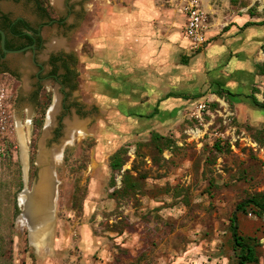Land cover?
<instances>
[{"label":"rangeland","instance_id":"rangeland-1","mask_svg":"<svg viewBox=\"0 0 264 264\" xmlns=\"http://www.w3.org/2000/svg\"><path fill=\"white\" fill-rule=\"evenodd\" d=\"M90 1L93 0H60V14L68 17V25H54L38 53L43 62L51 51L73 52L78 59L76 88H62L49 80L39 83L30 52L8 55L12 72L0 70V264H109L112 232L120 230L122 216L133 215L135 210L141 218L140 226L144 225L143 230L149 226L151 232L150 241L144 237V243L153 248L151 264L235 262L236 254L231 248H225V258L220 253L219 230L228 224L238 203L253 196L264 199V121H246L242 116L245 105L239 106L225 92L222 95L210 89L206 64L204 73L194 71L186 91L189 105L172 128L165 127L173 141L172 150L168 146L160 152L147 131L118 114L125 99L123 90L120 84L111 88L106 81L103 61L100 60L102 65L91 67L98 52L91 34L95 18L103 15L104 2L97 0L90 11ZM186 1L171 2L181 13ZM199 2L211 31L218 32L244 13L256 22L264 20V0ZM209 3L216 11L207 7ZM0 12L31 18L35 25L42 19L27 0H0ZM51 13L56 15L55 10ZM56 41L60 42L59 48L53 46ZM206 45L199 50L190 46L187 61L197 67L196 56ZM263 45L258 46L254 55L258 81L252 90L261 101L264 74L258 64H264ZM58 93L56 124L46 137L47 112ZM49 98L43 122L38 124ZM202 102H207L208 107L199 117L196 110ZM20 119L30 137L28 172L17 129ZM68 120L82 122L85 135L79 137L75 132L74 140L66 144L61 161L55 165V230L50 243L39 251L29 231L18 227L19 194L27 182L33 184L38 177L41 145L44 142L43 147L50 150L61 144ZM197 131L201 134L196 135ZM121 148L127 149V162L121 173L115 174L113 186L111 157ZM126 168L137 172L131 174L138 185L132 194L121 197L114 194V189L122 186ZM237 216L240 231L258 238L257 264H264V212L248 208L237 211ZM148 231L144 236H148ZM190 245L196 253L191 259H184ZM122 255H118L116 264H121Z\"/></svg>","mask_w":264,"mask_h":264},{"label":"crops","instance_id":"crops-1","mask_svg":"<svg viewBox=\"0 0 264 264\" xmlns=\"http://www.w3.org/2000/svg\"><path fill=\"white\" fill-rule=\"evenodd\" d=\"M27 1L38 7L35 0ZM171 1L103 0L104 4H101L103 15L95 18V28L91 34L98 52L90 64L91 67H97L103 61L106 81L111 88L119 87L120 84L125 99L118 114L123 115L130 124L137 122L140 129L147 131L151 137L153 133L168 137L165 127L172 128L186 105H189L190 99L187 98L186 91L192 84L194 71L196 74L204 73V66L207 64L208 87L215 92H230L227 94L239 106L245 105L242 116L246 121L250 119L263 122L264 109L252 103L251 95L258 81L254 55L258 46L264 43V24L245 26L246 23L256 20L249 13H244L236 19L233 18L218 32L211 31L208 27L207 45L196 56L198 59L195 67L191 61H187L191 55V45L183 29L186 15L183 10L179 13ZM49 2L56 12L51 17L64 18L60 14V0L56 4L54 0ZM95 5L97 0L89 2L90 11ZM207 7L216 11L210 3ZM3 14L11 16L9 13L0 12V15ZM21 17L32 22L31 18ZM53 26L47 25L43 28L45 37L51 33ZM170 147L168 150H172V145ZM129 173L137 172L131 169ZM138 213L135 210L133 215L122 216L120 230L116 228L112 232L113 246L111 250L108 249L109 264H116L121 252V264H151L153 248L144 243V237L150 241L148 237L151 232L147 229L149 226L145 227L146 230H143L144 225L140 226L141 218ZM232 216L228 224L219 230L222 232L219 235L221 240L218 244H222L219 245V250L224 258L228 251L225 248L233 250L230 228ZM145 231H148V236H144ZM192 247L190 245L186 248L184 259H191L196 253V249ZM221 264H238V259L236 257L235 262Z\"/></svg>","mask_w":264,"mask_h":264},{"label":"bare ground","instance_id":"bare-ground-1","mask_svg":"<svg viewBox=\"0 0 264 264\" xmlns=\"http://www.w3.org/2000/svg\"><path fill=\"white\" fill-rule=\"evenodd\" d=\"M60 109V94L55 97L54 104L48 110L46 133L49 137L50 130L56 124V115ZM19 120L17 125L19 139L21 142L22 158L26 172L29 171L30 164V137L25 131L24 124ZM66 135L61 141V144L56 145L52 149H47L41 145L38 156L39 174L36 181L30 184L26 183L25 187L19 194L21 212L17 218L18 227L24 230H29L31 241L36 245L39 251H42L50 243L54 235L56 207H57V185L58 180L55 175V165L61 161L63 149L66 144L71 143L75 138V132L78 136L85 135L83 123L79 120L67 121ZM30 125V124H29ZM200 135V131L195 132ZM50 250V249H49Z\"/></svg>","mask_w":264,"mask_h":264},{"label":"flooded vegetation","instance_id":"flooded-vegetation-1","mask_svg":"<svg viewBox=\"0 0 264 264\" xmlns=\"http://www.w3.org/2000/svg\"><path fill=\"white\" fill-rule=\"evenodd\" d=\"M36 8L38 15L42 18V21L39 22L38 25L32 24L31 21L24 19L21 16H9L8 22L5 21L2 15H0V30L5 33V47L11 50L25 48L18 53H8L3 51L2 34L0 33V70H2L3 73L12 72L10 65L7 63L8 55H20L30 52V61L38 69L34 72V75L39 83L49 80L51 84L59 83V85H62V88L73 90L72 86L76 85L75 88L77 87L79 76L77 68L78 59L76 55L73 52L67 51H51L46 60L41 62L38 54L45 46L46 37L43 34V28L47 25L51 27L55 24L59 27L60 25L67 26V16L64 18H53L46 15L44 11L40 10L38 7ZM71 11L72 10H70V12ZM58 45H60V42L58 41L53 44V46H57L56 48H59ZM65 65H69L73 72H68ZM18 76L19 75H15L16 78Z\"/></svg>","mask_w":264,"mask_h":264},{"label":"trees","instance_id":"trees-1","mask_svg":"<svg viewBox=\"0 0 264 264\" xmlns=\"http://www.w3.org/2000/svg\"><path fill=\"white\" fill-rule=\"evenodd\" d=\"M35 1L40 10H43L46 15H49L50 17L52 16L51 11L53 10V8L49 6V3L47 2V0H35ZM2 17H4L5 21L9 22V16L7 14H3ZM256 23L264 24V20L260 22H248L245 24V26L256 24ZM263 48H264V45H263ZM65 68L68 72H73L71 68L69 67V65H65ZM258 68H259V71L262 74H264V64L259 63ZM75 86L76 85L72 86L73 89L75 88ZM224 92L226 91L219 90L216 93L223 95ZM227 93H230V92H227ZM251 98H252V103L255 106L264 109V101H260L255 96L254 93L251 95ZM49 103H50V98L48 99V103L42 109V114L40 118L38 119V124H41L43 122L46 108L49 105ZM152 142L158 147V150L160 152H163L164 149L168 148V146H171V144H173V141L170 140V138L161 136L158 133H153ZM216 145L218 149L221 148L219 143H216ZM126 153H127V149L121 148L117 152H115L113 156L111 157L110 166L114 174L112 177L113 186H116L115 174L117 172L121 173L123 166L127 162V157L125 158ZM33 160L34 159L32 158L31 161L33 162ZM137 185H138L137 181L132 178V175L129 173V170H125L123 174V178H122V186L118 188L116 187L114 189V194L119 195L121 197L129 196L134 191H136ZM248 208H251L256 213H263L264 212V199H258L255 196L250 197L244 200L243 202L239 203L237 205L236 211H245ZM230 228H231V233H232V247H233V250L236 252L238 264H257L259 262V256L257 253V247L259 246V240L256 236L243 235L240 232L237 212L234 213V215L231 218Z\"/></svg>","mask_w":264,"mask_h":264},{"label":"built area","instance_id":"built-area-1","mask_svg":"<svg viewBox=\"0 0 264 264\" xmlns=\"http://www.w3.org/2000/svg\"><path fill=\"white\" fill-rule=\"evenodd\" d=\"M184 13L186 15L185 35L191 47L196 50L204 48L208 40V17L199 0H187ZM207 107V102L200 103L196 110L197 116L202 117Z\"/></svg>","mask_w":264,"mask_h":264},{"label":"water","instance_id":"water-1","mask_svg":"<svg viewBox=\"0 0 264 264\" xmlns=\"http://www.w3.org/2000/svg\"><path fill=\"white\" fill-rule=\"evenodd\" d=\"M0 33L2 34V48H3V51L8 52V53H18V52H21V51H23L25 49V48L16 49V50L7 49L5 47V33L2 30H0ZM37 162H38V160H37Z\"/></svg>","mask_w":264,"mask_h":264}]
</instances>
